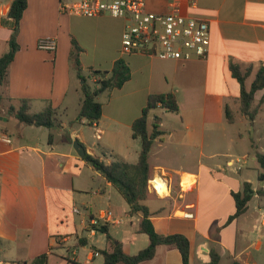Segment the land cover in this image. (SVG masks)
Wrapping results in <instances>:
<instances>
[{"label":"crops","instance_id":"0c3cea01","mask_svg":"<svg viewBox=\"0 0 264 264\" xmlns=\"http://www.w3.org/2000/svg\"><path fill=\"white\" fill-rule=\"evenodd\" d=\"M14 1L0 4V58L10 49L8 15ZM27 1L19 51L0 89V122L11 140L0 141V264H28L43 255L48 264H104L102 251L111 245L92 221L109 212V221L99 227L104 226L126 254L137 255L149 246L148 235L140 233L142 215L130 214L122 195L77 153L74 142L107 164L137 163L141 140L133 137V124L156 94H174L180 106L175 116L162 108L164 117L158 109L149 115L150 128L157 123L163 132L150 154L152 179L145 201L156 231L186 236L191 264L209 263L212 249L219 252L221 264H264V194H258L264 182L259 180L256 156L264 155V89L255 94L258 113L250 121L241 111L242 87L232 72V66L243 72L252 68L246 80L249 89L264 67V0H199L195 9L184 0L183 12L207 20L211 28L208 59L189 62L123 55V19L63 14L60 3L71 0ZM145 1L148 11L169 9V0ZM42 38L56 39L57 50H39ZM73 40L83 50L84 76L112 72L122 60L130 79L98 97L103 104L98 122L91 125L77 118L75 124L66 123L60 116V128L50 141L51 129L21 123L9 109L30 100L31 113L51 105L59 116L70 108L73 91L81 109L84 81L71 60ZM94 82L89 80L92 87ZM227 107L233 123L227 119ZM157 179L165 194L154 189ZM214 183L223 189H213ZM245 183L255 194L246 213L230 222L237 210L233 194L242 192ZM142 264L184 263L178 249L160 246L156 257Z\"/></svg>","mask_w":264,"mask_h":264},{"label":"trees","instance_id":"16d2710c","mask_svg":"<svg viewBox=\"0 0 264 264\" xmlns=\"http://www.w3.org/2000/svg\"><path fill=\"white\" fill-rule=\"evenodd\" d=\"M28 6L27 0H15L11 6L8 17L12 20L9 25L13 29L12 38L9 41V51L0 58V88L3 87L9 78L10 67L19 51L17 42L20 22L24 12ZM3 25H8L6 20L2 21ZM73 49L71 53L72 62L78 66V76L84 81L82 86L83 101L79 113L78 120L84 118L89 124L93 125L102 118L103 104L98 101V97L105 92H111L114 89H120L130 79L129 67L124 61L120 60L115 63L112 72L90 71L89 76H84L80 69V55L82 47L77 41L73 40ZM252 68L242 71L239 66H232L233 76L240 82L241 92V111L248 117L250 121H254L258 110L253 107L255 94L264 89V67H261L255 77L251 87L248 89L246 80L250 76ZM90 79H95L93 87L89 84ZM4 101L3 95L0 93V111ZM263 102V101H262ZM162 108L166 112L179 113V102L174 94H156L149 98L148 105L143 112V116L133 124V137L141 140V152L137 163L131 164L122 160H116L111 164H107L101 158L86 153L84 160L87 164L97 172H99L109 183H111L117 191L122 195L124 200L130 207L131 215H142L140 223V233L149 237V246L140 251L137 255L130 256L123 250L121 243H117L109 234L107 229L96 227V230L106 233L111 247L102 251L105 258L104 264H142L153 260L156 257L157 249L160 246L176 248L182 255L184 264H191V243L190 240L182 235H161L159 234L151 219L152 213L145 201L149 198V181L152 179L151 167L149 164L150 154L154 145V141L163 134L159 130L157 123L152 124L150 128L149 115L151 112ZM30 100H21L20 107L17 109L11 107L9 114L15 116L21 123L30 126L46 127L48 129L60 128L61 120L59 119L57 110L51 105L42 112L31 113ZM227 119L230 123L234 122L232 111L229 107L226 109ZM54 135L50 134V141ZM257 159L261 167L259 174L260 182H264V155L257 153ZM255 192L250 183H245L243 191L234 193L233 197L236 202V213L230 217L229 221L242 216L248 210ZM259 195H263L264 191H258ZM211 261L209 263L198 264H221V256L215 249L210 251ZM28 264H48V256L43 255L33 259ZM233 264H241L235 261Z\"/></svg>","mask_w":264,"mask_h":264},{"label":"built area","instance_id":"2783aa9c","mask_svg":"<svg viewBox=\"0 0 264 264\" xmlns=\"http://www.w3.org/2000/svg\"><path fill=\"white\" fill-rule=\"evenodd\" d=\"M189 8L195 9L199 0H187ZM4 0H0V4ZM63 14L90 18L110 16L125 21L122 41L123 55L146 54L163 60L195 61L207 60L210 55L211 28L207 20L183 12L184 0H169L166 13H154L147 10L145 0H71L62 1ZM57 41L42 38L38 49L55 52ZM0 141L11 143L9 135L0 124ZM156 181V180H154ZM154 189L161 192L155 185ZM78 213L79 210L76 209ZM112 216L108 213L92 221L99 227L107 223Z\"/></svg>","mask_w":264,"mask_h":264},{"label":"rangeland","instance_id":"374dc122","mask_svg":"<svg viewBox=\"0 0 264 264\" xmlns=\"http://www.w3.org/2000/svg\"><path fill=\"white\" fill-rule=\"evenodd\" d=\"M1 89V88H0ZM2 91V90H0ZM75 91L72 92L70 99L72 98V101H70V108L68 110H65L63 111L61 114H59V119H60V116H62L63 120L66 122V123H69V122H72V123H77V118L79 117V104H80V100L78 97L74 98L75 97ZM160 109H158V112L159 113V116L161 115L162 117H164L162 111L160 112L159 111ZM167 113L168 115H173L175 116L176 113H172V112H165ZM160 116V118H161ZM1 126L4 127L6 126L4 123L0 122ZM59 128H56V129H52L51 130V133L52 134H57ZM223 159H221L222 161ZM216 179L220 182L222 181V179L219 177V176H216ZM204 189V188H202ZM213 189H223L220 185L214 183V187Z\"/></svg>","mask_w":264,"mask_h":264},{"label":"water","instance_id":"95a60500","mask_svg":"<svg viewBox=\"0 0 264 264\" xmlns=\"http://www.w3.org/2000/svg\"><path fill=\"white\" fill-rule=\"evenodd\" d=\"M0 120L2 121L4 119L1 117ZM74 148L81 157H85L86 150L78 141L74 142Z\"/></svg>","mask_w":264,"mask_h":264},{"label":"bare ground","instance_id":"6f19581e","mask_svg":"<svg viewBox=\"0 0 264 264\" xmlns=\"http://www.w3.org/2000/svg\"><path fill=\"white\" fill-rule=\"evenodd\" d=\"M152 183H153V185H155L156 187L158 186V188L161 189V190H160L161 192L163 191V189H162V188H163V187H162L163 184H162L158 179H157L156 181H153Z\"/></svg>","mask_w":264,"mask_h":264}]
</instances>
